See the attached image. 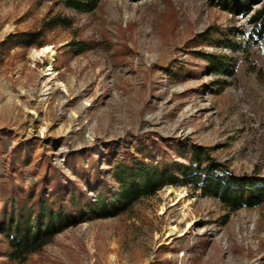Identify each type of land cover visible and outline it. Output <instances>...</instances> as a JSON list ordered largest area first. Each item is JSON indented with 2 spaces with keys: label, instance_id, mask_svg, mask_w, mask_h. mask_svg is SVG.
Instances as JSON below:
<instances>
[{
  "label": "rangeland",
  "instance_id": "1",
  "mask_svg": "<svg viewBox=\"0 0 264 264\" xmlns=\"http://www.w3.org/2000/svg\"><path fill=\"white\" fill-rule=\"evenodd\" d=\"M63 1L0 0V183L11 174L28 190L46 158L75 181L66 155L82 153L89 168L90 151L106 171L105 145L148 139L205 147L233 174L264 178V31L249 21L261 4L231 14L215 0H96L78 12ZM23 37L34 44L14 43ZM205 56L223 59V72ZM9 254L0 233V264H264V203L232 210L166 186L68 226L24 260Z\"/></svg>",
  "mask_w": 264,
  "mask_h": 264
},
{
  "label": "trees",
  "instance_id": "2",
  "mask_svg": "<svg viewBox=\"0 0 264 264\" xmlns=\"http://www.w3.org/2000/svg\"><path fill=\"white\" fill-rule=\"evenodd\" d=\"M215 1L231 14H246L252 6L261 4L249 21L264 31V0ZM63 2L66 8L78 12L96 7V0ZM63 21L61 19L54 24L60 25ZM202 39L207 40L205 37ZM212 40L215 44L218 39ZM13 42L7 39L3 45L15 43L26 47L34 44L26 37ZM203 60L210 64L212 73L223 72V59L214 61L213 57L205 56ZM163 145L171 150L169 153L172 155H168ZM127 147L107 144L98 152L107 167L106 171L98 167V156L93 158L90 151L84 153L89 168L81 163L82 153L66 155L69 173L75 181L63 179L60 171L46 158L43 177L28 190L16 189L11 174L5 183H0V233L8 242L10 257L24 260L28 255L39 252L68 226L116 215L166 186H191L199 190L203 197H214L232 210L253 208L264 203V178L233 174L225 165L213 160L205 147L177 140L157 144L149 139ZM24 156L23 161L11 157V173H16L26 164L29 157L27 153ZM104 174L118 186L115 191L108 189ZM81 185L93 191V202L82 193Z\"/></svg>",
  "mask_w": 264,
  "mask_h": 264
},
{
  "label": "bare ground",
  "instance_id": "3",
  "mask_svg": "<svg viewBox=\"0 0 264 264\" xmlns=\"http://www.w3.org/2000/svg\"><path fill=\"white\" fill-rule=\"evenodd\" d=\"M51 52V49L49 47H44L40 50H36L33 52V55L34 56H42L44 55L45 53H50Z\"/></svg>",
  "mask_w": 264,
  "mask_h": 264
}]
</instances>
